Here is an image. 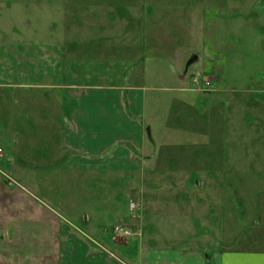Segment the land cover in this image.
I'll use <instances>...</instances> for the list:
<instances>
[{"label": "rangeland", "instance_id": "rangeland-1", "mask_svg": "<svg viewBox=\"0 0 264 264\" xmlns=\"http://www.w3.org/2000/svg\"><path fill=\"white\" fill-rule=\"evenodd\" d=\"M4 37L41 50L37 83L30 72L22 91L0 92V171L17 185L0 175L2 264H51L53 237L41 230L127 227L89 222L92 211L140 215L132 228H147L139 192L170 237L208 259L214 249H264V0H0ZM51 49L58 60L46 58ZM91 88L139 90L161 164L157 187L141 192V179L124 200L126 173L97 174L100 183L83 189L88 173L66 167L77 154L61 133L78 132L70 106Z\"/></svg>", "mask_w": 264, "mask_h": 264}, {"label": "crops", "instance_id": "crops-1", "mask_svg": "<svg viewBox=\"0 0 264 264\" xmlns=\"http://www.w3.org/2000/svg\"><path fill=\"white\" fill-rule=\"evenodd\" d=\"M16 40V38H0L1 93L7 89L22 91L25 87L21 78L26 81L30 72L32 73L30 83L34 85L37 83L33 70L38 68V65L33 59L38 57V47L40 50L41 48L33 47L31 52L28 41L19 45L20 43ZM29 52L32 57H29ZM46 58L58 60V50H55V54L52 49L47 50ZM14 65L16 68L13 71ZM40 72L42 75V71ZM27 87L36 89V86ZM55 87L59 90V83ZM55 102L58 105L59 100ZM70 107L72 108L70 120L78 126V132L71 135L68 134L67 128L63 129L61 142L77 154V157L65 164L66 167L71 168L72 173L80 171L88 173L81 177L82 180L79 182L83 189H86L90 181L92 185H95L100 183L102 178H107L105 173H119L122 176L126 173L128 178L131 177L132 182L137 181L136 184L131 182L130 192L126 189L123 194L124 200L134 195L136 188L134 185L140 187L141 179H143L141 192H144L147 187L158 186L159 179L156 178V171L161 168V164L157 163L159 158L151 130L147 133V129L151 126L149 124L144 127L143 100L137 88L132 90L113 88L111 91L91 88L77 97ZM143 128L145 133L142 131ZM97 174L102 177L100 180L94 179L97 178ZM72 182L67 184L68 193L76 196L75 183L77 182L74 181V184ZM115 182L116 180L112 181V187L115 186ZM185 182L175 183L176 186L172 183V187L169 185L171 194L173 186L182 188L184 184L186 185ZM80 184L77 183V185ZM199 186H201L200 183ZM136 194L134 201L139 203L140 200L142 207L146 204L151 212V201L143 197L139 198L140 192ZM173 204L170 206L172 209ZM149 212L146 219L147 228L141 224L139 226L136 224L135 228H132L134 220L142 219L140 215L139 218L133 219L118 212L95 213L92 211L91 217H88L89 222L101 219V216L103 220L122 221L127 227L130 226L132 235L128 238H116L113 230L110 233L109 229L94 226L84 232L76 228L57 227L41 230L39 235L53 237L51 264H264L262 248L225 250L224 252L214 249L208 259L204 256L206 251L189 248L186 237L178 242L170 237L171 227L165 223L166 219L154 214L149 215ZM73 218H79V212ZM19 264H27V261L20 260ZM36 264H43V261Z\"/></svg>", "mask_w": 264, "mask_h": 264}, {"label": "built area", "instance_id": "built-area-1", "mask_svg": "<svg viewBox=\"0 0 264 264\" xmlns=\"http://www.w3.org/2000/svg\"><path fill=\"white\" fill-rule=\"evenodd\" d=\"M206 79V78H205ZM210 83H208V81L206 82V86H208ZM72 129L73 130H76V126H72ZM2 153H3V151H2V149H1V147H0V156L2 155ZM3 175V178H4V180H5V182H7L9 185H15V186H17L16 185V183L15 182H13L11 179H10V177H8V175H6V174H3L2 173V171H0V175ZM15 186H14V190H16L17 188H15ZM6 192L5 191H2V193H0V195H4ZM131 209H133V207H131ZM133 218V217H132ZM137 218H139V216H136V218L135 219H137ZM134 219V218H133ZM114 234H115V237L116 238H121V239H123V238H128V237H130L131 235H132V232H131V229H130V227H118V228H116L115 230H114Z\"/></svg>", "mask_w": 264, "mask_h": 264}, {"label": "water", "instance_id": "water-1", "mask_svg": "<svg viewBox=\"0 0 264 264\" xmlns=\"http://www.w3.org/2000/svg\"><path fill=\"white\" fill-rule=\"evenodd\" d=\"M196 60V57H193V59H191V61H189V64L190 65L191 63H194V61ZM149 132V129H147V133Z\"/></svg>", "mask_w": 264, "mask_h": 264}]
</instances>
